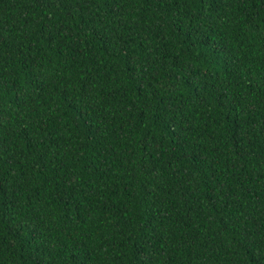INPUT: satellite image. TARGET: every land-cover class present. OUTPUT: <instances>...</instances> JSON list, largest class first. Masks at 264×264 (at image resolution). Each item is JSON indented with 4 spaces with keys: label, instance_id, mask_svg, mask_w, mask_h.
I'll return each mask as SVG.
<instances>
[{
    "label": "trees",
    "instance_id": "obj_1",
    "mask_svg": "<svg viewBox=\"0 0 264 264\" xmlns=\"http://www.w3.org/2000/svg\"><path fill=\"white\" fill-rule=\"evenodd\" d=\"M0 264H264V0H0Z\"/></svg>",
    "mask_w": 264,
    "mask_h": 264
}]
</instances>
